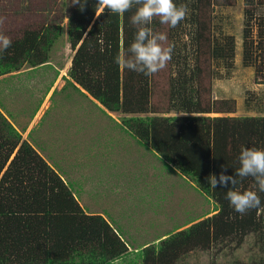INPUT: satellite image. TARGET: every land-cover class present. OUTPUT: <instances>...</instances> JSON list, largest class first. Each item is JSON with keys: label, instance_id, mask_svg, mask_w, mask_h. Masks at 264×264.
I'll use <instances>...</instances> for the list:
<instances>
[{"label": "trees", "instance_id": "16d2710c", "mask_svg": "<svg viewBox=\"0 0 264 264\" xmlns=\"http://www.w3.org/2000/svg\"><path fill=\"white\" fill-rule=\"evenodd\" d=\"M175 2L188 6L186 18L167 30L168 43L175 48L169 61L164 112L182 113L175 115L155 114L158 110L150 103L152 76L128 71L114 60L134 39L136 29L130 16L135 7L117 15L98 0L63 2L67 6L66 37L74 50L68 69L70 83L78 84L107 110L130 114L123 118L125 128L216 204L200 220L134 250L139 258L136 264H178L195 248L209 249L225 239L240 244L248 233L264 229V206L243 215L235 213L225 198L231 186L213 189L206 179L211 173L218 175L221 165L234 173L241 145L264 147V115L206 114L234 109L229 103L225 108L220 103H205L199 86L201 55L207 54L210 61L230 60L234 55L232 37L213 33V6L220 2ZM259 7H264V0H248L244 7L242 60L245 65L253 64L255 76L260 75L264 82V15L257 14ZM183 25L190 30L184 32ZM162 26L158 18L151 25L159 32ZM63 30L57 22L23 29L0 56V75L18 71L25 64L34 68L47 62L52 44ZM183 35L189 36L188 42L181 40ZM253 185V178L247 177L237 187ZM261 197L264 200V193ZM128 252L120 230L102 214L83 209L71 186L22 138L0 108V264H114Z\"/></svg>", "mask_w": 264, "mask_h": 264}, {"label": "rangeland", "instance_id": "374dc122", "mask_svg": "<svg viewBox=\"0 0 264 264\" xmlns=\"http://www.w3.org/2000/svg\"><path fill=\"white\" fill-rule=\"evenodd\" d=\"M247 1L218 0L213 6V33L232 37L234 55L230 60L212 61L207 54L201 55L199 86L205 103H220L221 108L229 103L234 109L207 115H264V82L260 75L255 76L254 65L242 60ZM63 2L0 0V33L11 39L25 28L36 29L48 22L64 28L52 44L47 62L34 68L25 64L18 71L0 75V108L22 138L71 186L83 209L102 214L120 230L129 252L113 263L136 264L139 258L134 250L200 220L212 213L216 204L176 166L167 165L125 128L123 118L130 114L107 110L78 84L76 88L70 83L68 69L74 50L66 37L67 6ZM257 14L264 15V7H259ZM190 28L185 25L183 31ZM167 30L168 25H163L160 32L167 34ZM181 40L188 42L189 36L183 35ZM162 43L166 46L168 38ZM186 49L191 54L192 50ZM169 74L168 62L152 75L150 103L158 110L155 114H182L164 112ZM261 213L264 217V208ZM177 263L264 264V229L248 233L240 244L225 239L209 249L195 248Z\"/></svg>", "mask_w": 264, "mask_h": 264}, {"label": "clouds", "instance_id": "9594fccd", "mask_svg": "<svg viewBox=\"0 0 264 264\" xmlns=\"http://www.w3.org/2000/svg\"><path fill=\"white\" fill-rule=\"evenodd\" d=\"M113 14H122L135 7V12L130 16V24L136 30L134 39L129 42L124 50L114 57L118 65L126 70L152 76L167 66L172 59L175 45L162 43L167 40V34L153 29L151 25L158 18L159 23L175 28L188 14L187 4L177 5L175 0H98ZM13 44L12 39L0 33V56H3ZM239 167L234 173L227 171V165L217 175L211 173L206 178L213 188H231L225 193L230 207L235 213L241 215L251 209L264 206L261 194L264 193V147H249L241 145ZM252 177V188L237 187L243 178Z\"/></svg>", "mask_w": 264, "mask_h": 264}, {"label": "bare ground", "instance_id": "6f19581e", "mask_svg": "<svg viewBox=\"0 0 264 264\" xmlns=\"http://www.w3.org/2000/svg\"><path fill=\"white\" fill-rule=\"evenodd\" d=\"M64 73V72H63ZM44 104V103H43Z\"/></svg>", "mask_w": 264, "mask_h": 264}]
</instances>
